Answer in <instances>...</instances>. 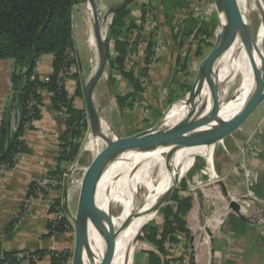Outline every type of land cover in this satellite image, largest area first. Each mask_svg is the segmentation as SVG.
<instances>
[{
  "label": "crops",
  "instance_id": "0c3cea01",
  "mask_svg": "<svg viewBox=\"0 0 264 264\" xmlns=\"http://www.w3.org/2000/svg\"><path fill=\"white\" fill-rule=\"evenodd\" d=\"M114 1L118 3L120 0ZM137 1H146L145 3L151 4L152 7L154 6L155 8L162 5L160 0H136L135 2ZM117 3L114 4L116 5ZM161 9H163V7H161ZM154 20H156L155 16ZM157 21H159L158 27L152 32L157 35V37L154 38L155 40H152L154 46L156 47L158 44L159 48H161L156 63L154 61L155 59L153 60V56L149 57L148 55L151 39H148L149 41L147 42L146 38H142L143 41L145 40V43L138 44L139 42L137 40V42L133 43L131 37L136 36V32L133 31L129 37L124 40L130 45V55H132L130 57L132 62L128 65L126 71L133 73L135 78L140 82L143 93H146L145 96H147V106L149 108L148 121L145 122V124L149 126L147 130L154 128L161 121L166 111L174 104L173 102L177 98L178 93L176 88L174 89L171 84L173 82L175 84L176 81H179H175V79L180 71V54V57H183L181 45L175 40L174 27H171V19H166L163 15L159 16ZM152 25L154 26L153 23ZM75 27L74 19V31H76ZM142 27L144 28L145 25ZM79 35L83 37L80 31L77 32V36ZM77 36L75 32V43ZM152 53L153 55L157 53L155 48L154 51L152 49ZM52 65L53 58L51 56H46L39 61L37 73L41 79L49 77L53 73ZM13 70V62L9 60L0 62V123L11 98V76ZM142 77H144L146 81V87L141 83ZM117 81L120 86L117 90H114V99H112L114 104L112 106L108 103L112 96L109 94L108 89L102 95L99 106L95 103L94 95V103L101 118L102 111L105 113L106 111L109 113L113 112L114 115H118L121 112L122 118L128 117L127 114L130 112V109L125 100H127L128 96L132 94L135 95V86L123 75L118 78ZM124 87H126L124 92H128L125 95L120 93ZM76 89L77 88H74L72 94L76 92ZM118 98L123 100V104H120ZM77 100L78 97L75 100L76 107L83 109L82 103ZM67 118L65 113L57 111L54 108L50 94L44 93L42 95L40 120L35 125V128L25 136L27 154L23 156L20 164L16 168L4 176H0V254L24 251L48 253L64 252L70 247V240L66 234L51 236L50 222L54 217V212L50 208V201L53 199L63 201L68 218L72 210H78L80 203V193L72 184H69L68 189L65 191H45L44 197L36 200L24 217L19 216L27 200L31 186L39 184L43 180L49 178V174L58 167L57 154L62 145L63 136L67 130ZM125 119L126 118H124V120ZM250 119L252 121L250 125H242L233 134L209 146V148L203 147V149L196 152L194 162L198 157L206 159L205 161L207 162H205L204 165L206 164L208 169L205 173L204 167L200 169L197 168L200 173L194 177L191 176V179H193L192 184H197L199 181H201L202 184H206L208 181L211 185H219L224 180L226 181V187L224 185V191L226 193L227 187H229L231 189L229 191L232 192L235 187L234 183L237 182L238 185L235 191L239 192L238 187L241 186L244 187L246 196L249 194L254 195L257 201L247 206L246 213L245 209H243L244 205L240 206L236 202L239 210L238 212L233 210L231 208L232 199L230 204L222 209L223 213L219 214L220 216L216 219V223L221 233L222 227L227 225L228 219L236 215L248 223L251 229L258 228L261 237L264 239V224L259 222L261 218L264 219V131L261 135V153L258 158L251 159L242 152L243 142L253 132L258 123H264V100L259 104L249 120ZM110 122L113 126L116 123L114 119L110 120ZM124 124L126 123L124 122ZM16 126V122L13 123L14 129H16ZM138 133H125L121 135V137L127 138ZM219 146L222 147L221 151H219ZM242 165L248 166L249 169H252L256 173L257 177L252 185L246 184L244 181V175L239 171ZM204 177H208V179L205 180ZM198 185L199 184H197V186ZM186 200L191 203V208L186 218L188 217L189 219L193 214V219H197V215L194 216L196 213L195 201L191 197L186 198ZM251 217H253L254 220L251 219ZM186 218L185 221H187ZM189 231H191L190 228ZM209 232L210 240H214L213 232H211V230ZM231 233V230L228 231L226 234L227 237H229ZM190 238L192 240L194 236ZM223 240L225 239L222 238L221 243ZM228 244V247L224 244H220L219 250L215 251L216 247L214 243L213 248L209 249L211 252V264H215L214 260L216 259L221 260L218 264H221L222 261H225V264H263V261L261 259L259 260V253L255 255L254 258V255H252L249 259L244 258L242 255L238 257L232 251L233 247H231V245L233 243L230 241ZM222 248L226 251L224 252ZM239 250L242 251L241 249ZM21 264L30 263L24 262ZM37 264L53 263L51 257L46 255L43 260Z\"/></svg>",
  "mask_w": 264,
  "mask_h": 264
},
{
  "label": "rangeland",
  "instance_id": "374dc122",
  "mask_svg": "<svg viewBox=\"0 0 264 264\" xmlns=\"http://www.w3.org/2000/svg\"><path fill=\"white\" fill-rule=\"evenodd\" d=\"M127 1L128 0H120L117 3L114 0H97L98 10L101 16V28L109 44L110 58L105 75L96 89L95 103H97L98 106L100 105L102 95L108 89L109 94L112 95L108 103L112 106L114 104L112 100L114 99V90H117L120 86L117 80L118 78L122 77L121 72L119 71L118 66H116L117 68H112L111 66L112 63L116 62L119 54L116 50L115 41L113 38L110 39L109 33L114 19L113 10L118 7L126 6L129 8V10H131L133 18H135L136 20L138 19L137 26L141 27L140 29H135V31L137 32L136 36L131 37L133 43L138 41V44H141L145 41L142 40V38L144 37L143 27L139 25L140 17H142L140 20L142 24H144L146 20L150 18L148 21L149 25L153 23L154 28L156 29L159 24L157 18L164 15L166 19H171V27H174L175 40L180 43L182 48L181 51L183 50V57H180L181 54L179 56L180 71L179 74H177L178 79L177 77L175 79V81H179H176L175 84L174 82L171 84V86L173 85L174 89L176 88L178 95L176 100L173 102L174 104H172L164 114L166 115L175 104L184 99H187V97L191 94L193 85L196 82L197 87L201 83V68L206 59L213 52L218 40L220 20L215 0H160V3L162 4L160 6L163 7V9H161L160 6H158L157 8H155L154 6L152 7L151 4L145 3L146 1H137L130 5H127ZM114 3L117 4L115 5ZM89 4L90 3L87 0L83 4L78 5L74 10L76 36L78 31L83 34V37L81 35L76 37L74 49V69L76 70V74L79 76V78L84 82V86L92 79L99 60L97 47L93 46L91 43L94 17L93 12L91 13ZM260 8L261 12L263 13L262 15L264 16V0H260ZM154 16L156 17V20H154ZM263 16H261V14L256 11L250 12V26L256 41H258L259 28L263 24ZM151 35V41L155 40L154 38L157 37V35H155V33H152ZM154 48L156 49L157 53L152 56L153 60L155 59L154 61L156 63V61H158L157 56L158 54H160L161 48H159L158 44L156 47L153 46V51ZM242 55L246 59L245 49L243 45ZM131 56L132 55H129L126 58V69L132 62V59H130ZM141 79V83H143V86L146 87V82H143L144 77H142ZM72 88L74 90V88L76 87L72 86ZM125 88L126 87H124L120 91L121 94L123 93L125 95L126 93H128L124 92ZM233 89L234 86L229 91L228 101L234 98L232 97L234 91ZM142 93L140 92L136 96L132 94L127 97V106L130 109V112L127 114L128 117L122 118L121 112L118 114L121 116H118L114 115L113 112L109 113L108 111H106L105 113L104 111H102V124L110 127L111 131H109L111 133L112 139L122 138L121 135H124L125 133H138L140 131H147V129L149 128V126L145 124V122L148 121L149 117L147 96H144ZM77 101L82 103L81 105L83 108L85 107V99L78 98ZM217 108V105L213 104V107L210 110V115H212V113H214ZM203 109H201L202 111H200V114H202V116H205L203 115ZM124 118L126 119L124 120ZM112 119L116 121L114 125L115 127L110 122V120ZM124 122L126 124H124ZM251 122V119H248L243 125L246 124L248 126L251 124ZM77 144L80 148L76 159H79V166L81 167L80 174L82 173L83 175H85L88 169L92 167L97 157L102 154L105 149L101 153H97L98 146L96 141L93 140L90 126L81 132L80 137L77 139ZM92 148L94 151L92 150ZM219 148V151H221L222 147L219 146ZM194 160L192 165L190 166L191 170H189V172L178 182L175 190L171 194V197L168 198V200L164 203L160 210L156 212L153 219H151L150 222L143 228L141 236L138 240V247L134 253L133 264H151L149 259L150 253H154L159 256L161 258L162 264H211V252L209 249L213 248L214 243L216 247L215 251L219 250L220 244H224L226 245V247H228V243H230V241L233 243L231 247H233L232 251L236 256L239 257L242 255L244 258L249 259L252 255H254V258L255 255L259 253V260L261 259L263 261L262 263L264 264V239L263 237H261L259 233L260 230L258 228L251 229L248 223H246L236 215H233L228 219L227 225H224L222 227L221 233L220 228L216 223V219L220 216L219 214L223 213L222 209L227 207L232 199V202H236L240 206L245 204L246 194L244 193V187L239 186V192L235 191L238 185V183L236 182L234 183L235 187L233 191H229L231 189L227 187L226 193L224 191V185L226 187V181L224 180L219 185L214 184V182V185H211L208 183V181L206 182V184H202V182L199 181L197 183L199 184L198 186L197 184H192L193 179H191V176L194 177L195 175L199 174V169L201 167H204L203 169L205 173L208 169L206 164L204 165V163L207 162L205 161L206 159L198 157L195 162ZM120 165L121 163H118L116 165V170L114 171L113 179L116 184L117 180L119 182L122 177H125L127 175L125 174L126 171L121 168L123 166ZM69 168L70 164L68 165V167H65V172H67ZM123 173L125 174L124 176ZM204 179L207 180L208 177H204ZM244 181L246 182V184H250V182L248 183L245 177ZM130 182L131 181L129 180V189L132 187L130 185ZM75 189H77L80 193V189H78V187H76ZM143 193L145 192L143 191ZM181 195H188V197L193 198L196 205V213L194 216L197 215V219H193V214L189 219L188 217H185L187 219L186 230H189L190 228L192 232L188 231L190 232L187 234L188 236L180 232L176 234V237H174V241L166 240L164 246L167 254L165 255V253H161L159 251L156 244L146 239V237L149 235L147 230L148 228H156L159 234L158 240H162V237L160 236L165 230L166 221H168V219L161 212L168 208L170 210H174L173 204H176L177 202L180 203L181 201L185 200V197L183 199H180V197H182ZM137 199L139 203L133 205V207L135 208V214L138 212V210L141 211L146 206L145 201H143L144 199L142 191L140 192V195ZM251 199L252 198H248L249 201ZM89 205L90 204H88L83 210L85 211V209ZM244 207L248 208L246 205ZM84 211L82 212V214L84 213ZM121 211L122 209L118 207L114 210L113 215L118 216ZM71 212L72 213L66 220L67 228L64 232V234H66L70 240V247L68 250H66V264L75 263L78 255L77 248L80 245V232L77 224L78 211H75L74 209ZM251 219H253V217H251ZM210 230L211 232H213L214 240H210L209 234L207 232ZM230 230L232 231V233L230 234L231 237H227L226 234ZM189 236H194L193 244ZM222 238H224L225 240H223L221 243ZM239 249H241L242 251H240ZM222 250L224 252L226 251L224 248H222ZM220 261L221 260L218 259L214 260L215 264H218ZM224 262L225 261H222L221 264H225Z\"/></svg>",
  "mask_w": 264,
  "mask_h": 264
},
{
  "label": "trees",
  "instance_id": "16d2710c",
  "mask_svg": "<svg viewBox=\"0 0 264 264\" xmlns=\"http://www.w3.org/2000/svg\"><path fill=\"white\" fill-rule=\"evenodd\" d=\"M85 1L87 0H0V62L9 60L14 66L11 76V98L0 123V165L13 167L17 155L27 154V145L22 139L27 132V126L31 125L32 131L35 128L32 123L40 120L44 93L50 94L54 108L68 117L67 130L58 152V167L49 174V179L60 181L66 173L65 167L77 158L80 148L77 139L81 132L89 127L86 106L79 109L75 105L77 97L84 99V82L77 74L68 77L77 85L76 92L71 94L65 85L67 77L61 74L69 64L75 65L74 56L67 62V51L75 49L74 10ZM135 1L128 0L127 3L130 5ZM113 13L114 19L109 34L110 39L113 38L115 41L119 57L111 66L112 68L118 66L121 74L135 86L136 96L142 93V88L133 73L126 71V58L131 51L130 45L124 40L140 27L137 26L128 7H118ZM153 46L154 43L150 41L149 57L153 55ZM46 56L53 58V73L49 76L48 82H45V78L41 79L37 73L39 61ZM118 99L120 104H123V100ZM32 101H36L38 106L30 107ZM19 121H21L20 127H18ZM15 122L16 129L13 128ZM36 185L31 186L28 196L33 193ZM190 208V201L185 199L179 203L176 213L169 208L162 211L161 213L168 219L165 230L160 236L162 240H158L159 234L156 228H148L149 235L146 239L156 244L159 251L166 255L164 246L166 240L174 241V237L180 232L185 235L190 233L186 230L185 221ZM66 225V221L61 223L57 233L64 234ZM50 233L53 236L51 223ZM19 253H5L4 256L10 264H21L16 260ZM34 254L39 259L30 264H37L46 255L51 257L53 264L67 263L66 251L34 252ZM149 259L151 264H162L161 258L154 253L149 254Z\"/></svg>",
  "mask_w": 264,
  "mask_h": 264
},
{
  "label": "bare ground",
  "instance_id": "6f19581e",
  "mask_svg": "<svg viewBox=\"0 0 264 264\" xmlns=\"http://www.w3.org/2000/svg\"><path fill=\"white\" fill-rule=\"evenodd\" d=\"M235 2L237 20L242 27L246 26L247 23L249 24L251 11L259 12L263 16L260 0H236ZM89 7L92 13V5L89 4ZM91 43L96 46L93 34ZM242 45L245 49L246 59L242 55ZM255 47L251 52L243 41L238 39L228 53L215 60L213 76L215 81L219 83V87L211 92L205 89L202 95V106L193 118L194 126L198 128L212 117L210 110L215 102L218 106L217 111H219L220 119L223 122H229L253 100L257 69L261 67L262 60H264V16L263 24L259 28L258 41L255 39ZM233 86L232 97L234 98L228 101L229 91ZM200 92L201 90L198 88L187 99L180 101L170 109L164 122L163 131L174 129L184 120L191 103L194 102ZM201 109H203L205 116L200 114ZM214 126L209 125L189 132L183 135L177 143L180 145L187 141L198 140L206 136ZM101 130L111 138L109 126L102 124ZM93 140L98 146L97 153H101L109 145V142L101 137H93ZM150 141H152L151 138L143 140L144 143ZM199 149L201 148L183 149L178 146L173 149L164 148L148 153H126L117 155L112 160L97 194V204L101 209L112 212L115 247L111 264H133L134 253L138 247V240L143 228L153 219L157 212L155 208L162 197L190 170L194 154ZM118 163H121L120 166H123L121 168L126 171L125 174L127 175L122 177L119 182L117 180L116 184L113 177ZM125 174L123 173V176ZM129 180L132 186L130 189L128 188ZM141 191L146 206L141 211L138 210L139 213L137 212L136 215L133 205L139 203L137 198ZM118 207L122 211L118 216H115L113 212ZM80 219L81 229L86 234L83 236L81 244L80 259H82L83 264H100L105 246L96 214L91 205L85 209Z\"/></svg>",
  "mask_w": 264,
  "mask_h": 264
},
{
  "label": "water",
  "instance_id": "95a60500",
  "mask_svg": "<svg viewBox=\"0 0 264 264\" xmlns=\"http://www.w3.org/2000/svg\"><path fill=\"white\" fill-rule=\"evenodd\" d=\"M93 7V36L96 41V47L99 54L98 64L92 79L83 87V95L85 99V105L88 115L89 126L93 137H101L109 142L108 147L100 154L91 168L85 173L83 177L82 187L80 190V203L78 207V227L80 232V245L77 248V258L74 264H83L81 256L82 240L83 236L86 234L81 229V214L83 209L90 204L93 208L98 224L100 226L101 237L104 241L105 251L100 264H111L114 247H115V230L113 227V217L112 212L101 209L97 204V194L101 181L103 180L112 160L117 155H122L126 153H148L155 152L159 149L164 148H176L180 147L183 149H197L203 147H209L217 143L218 141L226 138L227 136L233 134L237 131L256 111L259 104L264 100V60H262L261 67L257 69V82L253 90L254 97L253 100L246 106L241 112H239L235 117L229 122H223L219 117L218 108L212 117L203 122L200 126L193 125V118L197 112H199L202 106V95L205 89L210 92L219 87V83L215 81L213 76V63L215 60L228 53L238 39H241L248 50L253 52L255 47V38L253 36L250 21L246 26L242 27L236 16V0H215L217 12L219 14L220 27L218 33V40L216 46L211 53V55L206 59L200 74V85L197 87V82L192 87V92L197 88H200L201 92L191 103L189 112L184 120L179 123L174 129L163 131L164 122L166 115L163 116L161 121L152 129L140 132L133 136L127 138H116L112 139L104 134L101 130L102 119L99 116L95 103L94 95L95 91L103 79L106 68L109 62V44L106 36L101 28V16L98 10L97 0H88ZM128 5V3H127ZM216 104V102H215ZM218 107V106H217ZM170 111V110H169ZM209 125H215L214 128L204 137L181 143H177L178 140L185 134L197 130L202 127ZM21 126V121H19L18 127ZM163 132V133H162ZM145 138H151L150 142H143ZM178 184V183H177ZM177 184H174L169 191L162 197L159 204L156 206L155 211H159L164 203L171 197V194L175 190ZM231 208L238 212L239 207L235 202H231ZM210 235V232L207 231ZM192 244L194 238H192Z\"/></svg>",
  "mask_w": 264,
  "mask_h": 264
},
{
  "label": "built area",
  "instance_id": "2783aa9c",
  "mask_svg": "<svg viewBox=\"0 0 264 264\" xmlns=\"http://www.w3.org/2000/svg\"><path fill=\"white\" fill-rule=\"evenodd\" d=\"M132 16H133V14H132ZM141 18L142 17H140V20H141ZM140 20H139V25H141V26L145 25V27L143 28V37L146 38V40L148 42L149 41L148 39H150V37H151L150 35L152 34V32L155 28L152 24L149 25V22H148L149 19H147L144 24H142V22ZM136 22L138 23V19L136 20ZM74 53L75 52L73 49H69L67 51V55H68L67 62H69V60H71L73 58ZM75 74H76V70L74 69V64H72V65L69 64V66L66 67L64 72L61 74V76L67 77L65 85L68 87L71 94L73 92L72 86L76 87L77 85H76V82L74 80L68 79V77H72ZM48 81H49V77H46L45 82H48ZM143 82H146L145 79H143ZM142 94L145 96L146 93H142ZM37 106H38V103L36 101H32L30 103V107H37ZM36 124H37V121H34L32 123V125H34V126ZM30 128H31V125H28L26 134L31 131ZM263 131H264V123L260 122L257 124V126L255 127L253 132L248 136V138L243 142L242 152L244 154L248 155L251 159L258 158L260 153H261V135H262ZM26 134L24 135V137L22 139L24 142H25ZM58 152H60V151H58ZM68 152L70 153L71 150H69ZM23 156L24 155H22V154H19L16 156V158L14 160V166L13 167L0 165V176H4L8 172H10L14 168H16L20 164ZM58 157H59V154H57V158ZM69 164H70V168L64 174L63 178L60 181H54V180L47 178V179L43 180L42 182H40L39 184L36 185V187L33 190V193L27 197V200L25 201V203L22 207V210L20 212V215H19L20 217H24L27 214L31 205L36 200L44 197L45 191H50V190H61V191L64 190L65 191L66 189H68L69 184H72V186L78 187V189L81 190L84 175L82 173L80 174L81 167L79 166V159H75L72 162H70ZM239 171H241V173L247 179L248 183L250 182L249 185H252L255 182L257 175L252 169H249L248 166L242 165L239 168ZM184 197L186 199L188 197V195H184V196L180 197V199H183ZM248 198H252V199L249 201ZM245 199H246L245 204H243L244 206L245 205L249 206V205H251L257 201L256 197H254V195H252V194L245 196ZM57 202H60V204H57ZM178 205H179V202H177L176 204H173V209H174L173 211L175 213L178 210ZM50 208L54 212V217L52 218V220L50 222L51 223V230L53 232V236H57L58 235L57 230L60 229L61 223H63L64 221L67 220V212H66L65 206L63 204V201H61L59 199L51 200L50 201ZM243 209H245V213H246L247 208L244 207ZM259 222L261 224H264V219L261 218ZM66 228H67V225H66ZM38 259H39L38 256L35 255L34 252H31V251L20 252L16 256V260L18 262H21V263L35 262ZM0 264H10V262L8 260H6L4 254H0Z\"/></svg>",
  "mask_w": 264,
  "mask_h": 264
}]
</instances>
